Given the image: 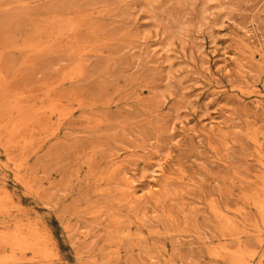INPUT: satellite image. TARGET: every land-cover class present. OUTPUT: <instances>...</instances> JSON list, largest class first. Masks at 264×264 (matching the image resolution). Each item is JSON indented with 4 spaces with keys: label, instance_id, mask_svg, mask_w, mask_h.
Masks as SVG:
<instances>
[{
    "label": "rangeland",
    "instance_id": "rangeland-1",
    "mask_svg": "<svg viewBox=\"0 0 264 264\" xmlns=\"http://www.w3.org/2000/svg\"><path fill=\"white\" fill-rule=\"evenodd\" d=\"M0 264H264V0H0Z\"/></svg>",
    "mask_w": 264,
    "mask_h": 264
}]
</instances>
